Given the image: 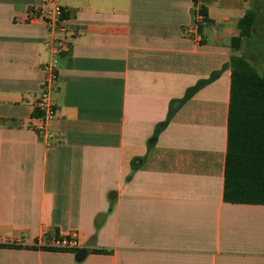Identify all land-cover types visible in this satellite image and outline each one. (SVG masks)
I'll list each match as a JSON object with an SVG mask.
<instances>
[{
  "label": "crops",
  "instance_id": "obj_1",
  "mask_svg": "<svg viewBox=\"0 0 264 264\" xmlns=\"http://www.w3.org/2000/svg\"><path fill=\"white\" fill-rule=\"evenodd\" d=\"M59 3L67 49L53 56L45 0H0V264H264V205L224 201L230 64H253L264 13L231 43L257 0ZM53 59L47 143L35 105ZM64 236L82 262L50 248Z\"/></svg>",
  "mask_w": 264,
  "mask_h": 264
},
{
  "label": "trees",
  "instance_id": "obj_2",
  "mask_svg": "<svg viewBox=\"0 0 264 264\" xmlns=\"http://www.w3.org/2000/svg\"><path fill=\"white\" fill-rule=\"evenodd\" d=\"M262 12H264V0H257L256 9L248 10L238 21L240 38L232 39L231 46L234 50H239L244 41L253 36L258 24V15ZM200 13L204 16L199 26L201 30L202 24H209L211 21L203 5H200ZM230 67L232 73L224 201L234 204L264 205V74L259 73L245 57H234ZM216 76L217 74H213L209 80L189 89L184 100L189 99L203 84L215 79ZM76 251L72 250V252ZM94 252L107 251L95 249Z\"/></svg>",
  "mask_w": 264,
  "mask_h": 264
},
{
  "label": "built area",
  "instance_id": "obj_3",
  "mask_svg": "<svg viewBox=\"0 0 264 264\" xmlns=\"http://www.w3.org/2000/svg\"><path fill=\"white\" fill-rule=\"evenodd\" d=\"M46 6L43 10L44 18L47 21L51 33V53L53 56L59 55L67 49V28L63 23L64 8L60 5L59 0H45ZM204 19L200 13V4L197 3V21L201 22ZM199 37V35H198ZM43 71L45 72V80L43 83L42 91L37 99L35 108L39 112L37 118L38 124L36 125L37 132L45 138L47 143L55 138L54 133L50 129V122L55 118L57 109L53 101V93L57 90V61L51 60L44 65ZM5 243L0 236V245ZM51 247L62 250H78L80 245L74 236H64L61 238L53 239Z\"/></svg>",
  "mask_w": 264,
  "mask_h": 264
},
{
  "label": "rangeland",
  "instance_id": "obj_4",
  "mask_svg": "<svg viewBox=\"0 0 264 264\" xmlns=\"http://www.w3.org/2000/svg\"><path fill=\"white\" fill-rule=\"evenodd\" d=\"M264 13V12H262ZM264 22V21H263ZM247 57L251 58L254 62L253 65L257 71L264 74V33L262 32L257 38L250 40L246 49Z\"/></svg>",
  "mask_w": 264,
  "mask_h": 264
},
{
  "label": "water",
  "instance_id": "obj_5",
  "mask_svg": "<svg viewBox=\"0 0 264 264\" xmlns=\"http://www.w3.org/2000/svg\"><path fill=\"white\" fill-rule=\"evenodd\" d=\"M116 194L112 193L111 194V199L115 198ZM104 215H101L99 218L98 223H101L103 221ZM88 254V250L86 248H80L76 251L75 253V259L77 262H82Z\"/></svg>",
  "mask_w": 264,
  "mask_h": 264
}]
</instances>
